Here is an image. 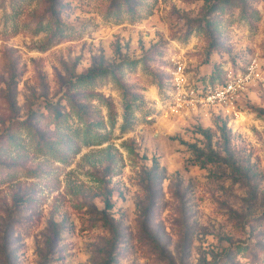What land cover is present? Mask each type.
Segmentation results:
<instances>
[{
  "label": "rangeland",
  "instance_id": "1",
  "mask_svg": "<svg viewBox=\"0 0 264 264\" xmlns=\"http://www.w3.org/2000/svg\"><path fill=\"white\" fill-rule=\"evenodd\" d=\"M176 56L264 71V0H0V264H264V82L169 116Z\"/></svg>",
  "mask_w": 264,
  "mask_h": 264
},
{
  "label": "built area",
  "instance_id": "2",
  "mask_svg": "<svg viewBox=\"0 0 264 264\" xmlns=\"http://www.w3.org/2000/svg\"><path fill=\"white\" fill-rule=\"evenodd\" d=\"M165 113L179 117L202 109H218L231 120H238L240 100L252 86L264 82V71L255 61L242 69H229L213 84L192 79L182 57L171 59L166 80Z\"/></svg>",
  "mask_w": 264,
  "mask_h": 264
},
{
  "label": "bare ground",
  "instance_id": "3",
  "mask_svg": "<svg viewBox=\"0 0 264 264\" xmlns=\"http://www.w3.org/2000/svg\"><path fill=\"white\" fill-rule=\"evenodd\" d=\"M249 120V116H246V114H240L239 115V119L236 121L237 123H240V122H245Z\"/></svg>",
  "mask_w": 264,
  "mask_h": 264
},
{
  "label": "trees",
  "instance_id": "4",
  "mask_svg": "<svg viewBox=\"0 0 264 264\" xmlns=\"http://www.w3.org/2000/svg\"><path fill=\"white\" fill-rule=\"evenodd\" d=\"M217 78H220V76H217Z\"/></svg>",
  "mask_w": 264,
  "mask_h": 264
}]
</instances>
